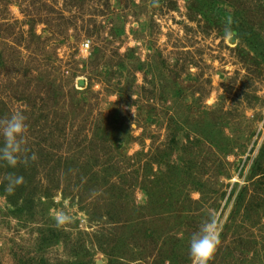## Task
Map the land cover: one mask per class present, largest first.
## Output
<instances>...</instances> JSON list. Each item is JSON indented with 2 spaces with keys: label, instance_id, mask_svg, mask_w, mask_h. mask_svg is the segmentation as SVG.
Returning a JSON list of instances; mask_svg holds the SVG:
<instances>
[{
  "label": "rangeland",
  "instance_id": "rangeland-1",
  "mask_svg": "<svg viewBox=\"0 0 264 264\" xmlns=\"http://www.w3.org/2000/svg\"><path fill=\"white\" fill-rule=\"evenodd\" d=\"M0 264H264V0H0Z\"/></svg>",
  "mask_w": 264,
  "mask_h": 264
}]
</instances>
